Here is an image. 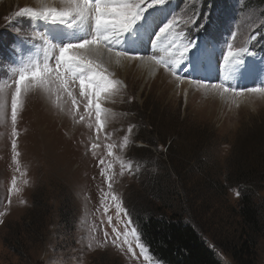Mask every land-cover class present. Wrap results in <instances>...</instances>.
Returning <instances> with one entry per match:
<instances>
[{"label":"rangeland","instance_id":"1","mask_svg":"<svg viewBox=\"0 0 264 264\" xmlns=\"http://www.w3.org/2000/svg\"><path fill=\"white\" fill-rule=\"evenodd\" d=\"M171 1L163 3L166 9L161 4L148 8L117 45L126 54L153 56L167 66L153 61L156 66L146 72L140 62L102 65L109 79L121 83L100 97L99 122L77 80L71 96L56 83L31 82L21 92L13 123L20 71L42 63L46 53L54 56L56 45L69 43L55 41L49 28L83 27L72 41L80 42L90 39L95 27L91 20L70 28L16 15L24 8L62 5L55 0H0V264H164L141 241L129 212V206L155 194L156 187L184 195V201L172 197L171 204L200 223L203 240L222 264H264V233L254 253H241L238 260L219 248L241 246L239 190L223 179L224 188L209 190L208 180L192 174L188 161L200 127L214 135L215 144L205 151L220 167L251 130L264 128V93L213 87L264 88V7L252 6L250 0H221L216 8L206 0ZM176 3V31L184 33L179 43L192 45L179 64L177 46L155 42L174 18ZM203 4L210 15L206 24L216 33L213 41L192 39L182 31L197 19ZM229 44L234 51L247 49L239 63L235 58L225 63ZM161 70L178 85L153 81ZM250 79L254 84L247 85ZM256 199H264V186ZM127 219L136 233L129 232L128 243H121L123 236L113 243L118 232L126 231Z\"/></svg>","mask_w":264,"mask_h":264},{"label":"snow or ice","instance_id":"2","mask_svg":"<svg viewBox=\"0 0 264 264\" xmlns=\"http://www.w3.org/2000/svg\"><path fill=\"white\" fill-rule=\"evenodd\" d=\"M164 2L165 0H119L118 3L113 2V0H62V5L55 7L47 6L41 10L24 8L18 12L17 16H27L51 24H63L70 28L83 25L91 20L94 23L95 33L90 39L69 42L63 46L56 45L58 51L54 56L46 53L42 63L20 71L19 78L15 82V97L12 100L13 123L16 120V110L21 92L31 82L34 81L39 84L56 83L60 90L71 96V85L76 83L77 80L80 94L88 98V105L94 108L95 118L99 122L103 111L100 97L106 93L114 92L116 86L121 83L118 80L109 79L111 74L108 73L107 67L102 65L121 64L123 61L144 59V57L124 53L118 49L117 45L121 42L120 38L132 29L148 8ZM176 23L174 17L164 25L156 36L155 42H167L170 45L177 46L176 51L180 59L176 60L175 63L179 64L181 60H184L192 45L187 42L179 43L184 38V33L176 31ZM192 23H195V20ZM246 51L247 49L234 51L232 45L229 44L227 54L224 57L225 63L229 62V58H235V61L239 63V58ZM147 60L149 62L154 61L156 65L164 64L167 66V61L156 59L153 56L147 57ZM68 73H72L75 78L72 80L65 79ZM213 87L223 88L225 92H239L241 94L243 92L264 93V88L261 87L246 90H235L221 84H214ZM73 103H75V99H73ZM12 147L15 149L16 144L13 143ZM109 149L111 150V146H109ZM109 188H111V185H109ZM124 223L126 231L124 233L118 232L113 243H116L121 236L124 237L121 243H128L127 236L129 232L136 233V228L132 226L131 219H127ZM127 250L129 252L133 251L130 243ZM146 251L144 246L141 245V254H145ZM144 259L148 260L149 257L145 254Z\"/></svg>","mask_w":264,"mask_h":264},{"label":"trees","instance_id":"3","mask_svg":"<svg viewBox=\"0 0 264 264\" xmlns=\"http://www.w3.org/2000/svg\"><path fill=\"white\" fill-rule=\"evenodd\" d=\"M206 1L209 2L208 4L212 3L214 8L221 2V0ZM249 3L252 6L264 7V0H250ZM208 4H203L196 10L197 18L207 14L205 7ZM198 28H207V26L203 27V20H195V23L186 29L193 31ZM201 129L202 127L197 129L194 135L196 143L188 160L189 168L192 174H199L204 181L208 180L206 185L209 190L224 188L222 179L229 188L239 190L238 207L243 226L239 238L241 246L229 249V246L219 244L222 251L230 253L235 260H238V255L241 253L248 255L254 253L258 244L257 238L264 233V199L262 201L256 199L257 192L264 186V128L251 130L231 153L224 167H220L216 159L209 155L210 150L205 151L207 147H213L215 144L214 135L209 137ZM174 171L177 173L176 167ZM168 172L172 173L169 169ZM155 190V194L145 203L129 206L140 239L152 256L164 264H222L203 240L200 223L189 215L184 217L171 204L172 197L184 201V195L178 193L175 188L171 190L176 195L165 194L159 187ZM156 202L164 205L157 206Z\"/></svg>","mask_w":264,"mask_h":264},{"label":"bare ground","instance_id":"4","mask_svg":"<svg viewBox=\"0 0 264 264\" xmlns=\"http://www.w3.org/2000/svg\"><path fill=\"white\" fill-rule=\"evenodd\" d=\"M25 1H30V0H25ZM51 0H49V2H50ZM55 1H57V2H59V3H61L62 4V0H55ZM119 1V0H118ZM117 1V2H118ZM56 27V26H55ZM79 27V26H78ZM78 27H76V28H74L73 30H71V29H64V28H50L49 29V33H50V36L56 41V40H62V41H67V42H72L73 41V39H74V37L75 36H77V34L78 33H76V31H83L84 29H83V27L82 28H78ZM81 34V33H80ZM79 35V34H78ZM83 35V34H82ZM63 36H65L64 38H63ZM90 38H91V36H90ZM122 39V38H121ZM122 40H124V39H122ZM129 40V39H128ZM62 43V42H61ZM121 43V42H120ZM137 43V42H136ZM57 44V43H56ZM126 46V45H125ZM117 47H119V46H117ZM153 48V47H152ZM192 49V48H191ZM152 50V49H151ZM165 52H167V50L165 51ZM169 53V52H168ZM195 53H196V51H195ZM170 54H171V52H170ZM155 55H156V53H155ZM175 55V54H174ZM144 57V56H143ZM175 58V57H174ZM188 58V57H187ZM178 59H180L179 58V56L177 57V60ZM165 60V59H164ZM197 60V59H196ZM124 62H127V64H129V63H134V62H140V67H141V69L142 70H145L146 72L147 71H149L152 67H154V66H156L153 62H149L148 60H147V57H145L143 60H140V59H138V60H136V61H131V60H129V61H123L121 64H115V63H112V64H110V65H113L114 66V68L116 67V66H122L123 65V63ZM191 62V61H190ZM197 62V61H196ZM187 63V62H186ZM256 64V63H255ZM241 67V66H240ZM258 69V68H257ZM239 70V69H238ZM237 70V71H238ZM241 70V69H240ZM165 72L163 71V70H161V74L162 75H157L154 79H153V81H158V79L159 78H162V80H163V82L165 81V80H167L169 83H167V84H170V83H175L174 85H178L177 84V82L176 81H173V79H171L170 78V76L169 75H164L163 76V74H164ZM222 75V74H221ZM243 75V74H242ZM242 75H240V76H242ZM262 75H264V72L262 73ZM220 76V75H219ZM236 77H237V75H236ZM245 77H247V76H245ZM239 78V77H238ZM241 78V77H240ZM242 79H243V77H242ZM234 80V79H233ZM239 81V80H238ZM245 81V80H244ZM235 82H237V80L235 81ZM253 83V82H252ZM259 83V82H258ZM233 84V83H232ZM254 84V83H253ZM184 85V84H183ZM242 85V84H241Z\"/></svg>","mask_w":264,"mask_h":264}]
</instances>
